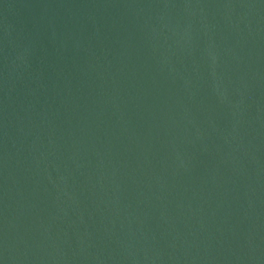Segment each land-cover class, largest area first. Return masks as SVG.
<instances>
[{
	"label": "water",
	"instance_id": "water-1",
	"mask_svg": "<svg viewBox=\"0 0 264 264\" xmlns=\"http://www.w3.org/2000/svg\"><path fill=\"white\" fill-rule=\"evenodd\" d=\"M0 264H264V0H0Z\"/></svg>",
	"mask_w": 264,
	"mask_h": 264
}]
</instances>
